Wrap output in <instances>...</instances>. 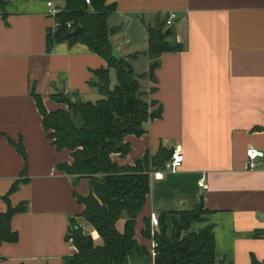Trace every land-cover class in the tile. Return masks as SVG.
Wrapping results in <instances>:
<instances>
[{
	"label": "crops",
	"instance_id": "crops-1",
	"mask_svg": "<svg viewBox=\"0 0 264 264\" xmlns=\"http://www.w3.org/2000/svg\"><path fill=\"white\" fill-rule=\"evenodd\" d=\"M107 2L116 4L108 16L116 27L114 53L131 58L143 89L157 100L154 107H163L144 133L125 137L130 151L112 153L113 159L134 164L163 146L172 151L180 145L184 152L179 169H166L162 178L153 171L163 168L151 165L150 190L135 225L139 242L151 247L152 238L142 235L151 211L170 215L203 200L204 219L191 230L213 224L217 259L250 264L255 257L264 264V156L251 168L246 150H264V0ZM48 10L47 0H7L0 7V212L8 207L3 195L14 180L27 178L8 196L13 206L24 201L27 208L12 216L19 237L1 242L0 264H63V256L77 250L66 238L72 217L100 240L74 196V188L89 192L88 178L73 184V176L58 167L72 162L71 150L55 146L31 91L42 96L47 110L67 107L52 96L56 91L95 100L101 94L89 79L107 62L81 42H56L48 50L47 30L56 28ZM171 11L179 17L172 39L183 48L161 53L155 81L146 74L148 27Z\"/></svg>",
	"mask_w": 264,
	"mask_h": 264
},
{
	"label": "trees",
	"instance_id": "trees-1",
	"mask_svg": "<svg viewBox=\"0 0 264 264\" xmlns=\"http://www.w3.org/2000/svg\"><path fill=\"white\" fill-rule=\"evenodd\" d=\"M6 3L7 0H0V7ZM59 6L58 24L46 33V48L51 50L56 42H81L107 62L106 66L93 69L89 79L101 94L95 100L84 99L73 91H56L52 96L67 107L47 110L42 96L31 91L43 115V126L55 146L71 150L72 162H61L58 167L73 176V184L81 177L88 178L89 192L83 195L74 188V196L84 204L81 215L94 225L100 237L97 241L72 217L66 238L77 250L63 256V264H233L217 259L212 223L191 230L193 222L204 219L205 211L199 206L170 215L163 212L156 227H152L149 218L144 219L142 235L154 239V255L139 242L135 225L150 190V167L164 168L172 152L163 146L156 155L148 153L136 158L134 164H120L112 153L126 155L131 144L125 137L144 133L147 121L160 117L163 107L160 104L154 107L157 100L149 98L143 89L131 58L114 53L111 36L116 27L109 25L108 16L116 4L107 0H64ZM166 20L167 14L148 27L151 61L146 74L155 81L161 53L183 48L181 42L172 39L174 23L167 25ZM77 25H81V31L73 33ZM155 88L151 86L149 90ZM17 148L25 154L21 142ZM23 180L27 178L17 177L3 195L8 207L0 212V244L19 237V232L12 228V216L24 211L27 203L22 201L13 206L8 196ZM250 264L263 262L253 257Z\"/></svg>",
	"mask_w": 264,
	"mask_h": 264
},
{
	"label": "built area",
	"instance_id": "built-area-1",
	"mask_svg": "<svg viewBox=\"0 0 264 264\" xmlns=\"http://www.w3.org/2000/svg\"><path fill=\"white\" fill-rule=\"evenodd\" d=\"M47 6H49V10L48 13L53 16L55 18V26L58 24V21L56 19V15L60 10V6L57 5L54 0H47ZM176 11H171L167 14V20L166 23L167 25H171L174 23V20L176 18ZM71 24V21H69L68 25ZM247 165H249V167L253 168L254 166H256L257 163V158L258 157H262L264 156V150L263 149H259L256 148L255 146H250L247 149ZM172 155L171 157L167 160L165 166L163 169H159V170H155L153 171V176L156 178H162L164 175V171L166 169L172 170V171H176L179 169V166L182 164L183 160H184V152L182 150V147L180 145L178 146H174V148L172 149ZM201 185L204 188H207L209 186L208 181L202 177L200 180ZM150 217H151V225L152 227H156L158 225L159 222V214L151 211L150 212ZM156 243L154 241V239L151 240V253L154 255L156 253Z\"/></svg>",
	"mask_w": 264,
	"mask_h": 264
},
{
	"label": "water",
	"instance_id": "water-1",
	"mask_svg": "<svg viewBox=\"0 0 264 264\" xmlns=\"http://www.w3.org/2000/svg\"><path fill=\"white\" fill-rule=\"evenodd\" d=\"M175 20H179V17H176ZM80 31H81V25H77V26L72 30L73 33H78V32H80ZM171 149H173V148H171ZM199 206H200V207L203 206V200L200 202Z\"/></svg>",
	"mask_w": 264,
	"mask_h": 264
},
{
	"label": "rangeland",
	"instance_id": "rangeland-1",
	"mask_svg": "<svg viewBox=\"0 0 264 264\" xmlns=\"http://www.w3.org/2000/svg\"><path fill=\"white\" fill-rule=\"evenodd\" d=\"M62 2V1H61ZM174 24H175V20H174ZM174 24H173V26H174ZM101 96V95H100Z\"/></svg>",
	"mask_w": 264,
	"mask_h": 264
}]
</instances>
